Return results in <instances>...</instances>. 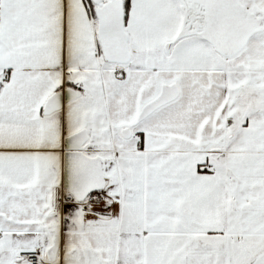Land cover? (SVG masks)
Wrapping results in <instances>:
<instances>
[{
    "label": "snow or ice",
    "instance_id": "6c2138e0",
    "mask_svg": "<svg viewBox=\"0 0 264 264\" xmlns=\"http://www.w3.org/2000/svg\"><path fill=\"white\" fill-rule=\"evenodd\" d=\"M0 264H264V0H0Z\"/></svg>",
    "mask_w": 264,
    "mask_h": 264
}]
</instances>
